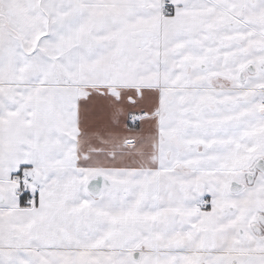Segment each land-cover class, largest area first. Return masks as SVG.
<instances>
[{
    "label": "snow or ice",
    "instance_id": "6c2138e0",
    "mask_svg": "<svg viewBox=\"0 0 264 264\" xmlns=\"http://www.w3.org/2000/svg\"><path fill=\"white\" fill-rule=\"evenodd\" d=\"M0 264H264V0H0Z\"/></svg>",
    "mask_w": 264,
    "mask_h": 264
}]
</instances>
